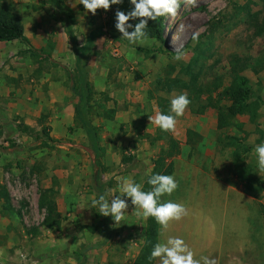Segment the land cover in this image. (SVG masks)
<instances>
[{
  "label": "rangeland",
  "instance_id": "1",
  "mask_svg": "<svg viewBox=\"0 0 264 264\" xmlns=\"http://www.w3.org/2000/svg\"><path fill=\"white\" fill-rule=\"evenodd\" d=\"M79 2L64 0L76 19L72 30L77 45L84 46L92 30L100 28L103 32L86 59L87 80L94 92L89 115L104 149L101 168L96 167L86 134L74 117L78 97L71 90L68 71L77 77L78 58L59 10L44 0H0V7H10L20 20L40 16L39 25L45 31L51 30L49 39L62 30L69 40L72 59L64 70L62 60L52 51V39L42 49L31 48L35 55L29 52L28 45L20 54L30 55L33 65L41 70L37 74L35 67L28 69L31 85L38 84L48 73L63 81L62 93L57 96L67 95L56 102L58 108L45 113L41 122V116L0 111V185L8 191L12 208L4 210L0 199V264H90L89 254L102 251L105 239L101 228L91 231L90 227L101 221L109 230V240L116 241L105 242L107 253L111 251L115 256L130 242L139 244L143 240L144 220L136 215L130 198L121 197L129 207L119 224L111 216L100 215L98 208L91 207V201L101 194L109 200L120 195L121 178H132L144 185L154 159L162 147H167L165 141V146L150 144L158 126L150 124L148 117L159 111L160 103H167L171 112V99L179 94H187L193 102L182 116L176 117L175 130L183 131L189 125L200 128L203 137L187 139L183 150L179 146L175 160L182 171L189 168L215 175L223 186L233 188L225 199V187L214 185V193L219 191L220 195L204 198L206 206L209 201L213 205L214 219L220 218L214 222L215 242L209 257L218 264H264V172L258 168L254 151L256 145L264 143V34L256 35L255 29L256 23L264 20V0H197L195 7L181 5L175 18L163 17L164 44L148 39L143 44H132L122 38L115 28V13L132 10L130 0L112 5L108 11L98 9L95 15ZM180 25H184L182 31ZM196 32L200 33L198 42L192 39ZM141 48H152L154 53L145 54ZM174 48H182L184 59L174 58ZM4 59L0 61V72L9 68L11 57L9 62ZM234 72L249 79L259 99L257 117L252 120L247 115L239 116L230 121V126L219 129L216 110L205 108L203 114L193 111L205 105L208 96L215 98L228 87ZM176 79L189 84L190 92L183 88L165 91V81ZM192 89L202 90L196 101ZM105 109L115 110L112 119L105 118ZM44 127L58 141L55 145L45 144ZM228 136L252 148L244 161L261 180L263 190L257 199L246 194L232 173L233 150ZM46 189L56 192L55 202L63 218L59 231L41 224L45 210L40 198ZM163 201H167L165 196ZM94 243H99V250L91 249Z\"/></svg>",
  "mask_w": 264,
  "mask_h": 264
},
{
  "label": "trees",
  "instance_id": "2",
  "mask_svg": "<svg viewBox=\"0 0 264 264\" xmlns=\"http://www.w3.org/2000/svg\"><path fill=\"white\" fill-rule=\"evenodd\" d=\"M46 4L52 5L57 8L62 15V21L66 34L71 40L72 49L76 55V70L77 77L73 76L68 71V78L71 82V90L73 94L78 97V103L74 110L75 120L79 123L81 128L86 134L88 140V147L95 157V165L101 168V157L104 154V149L100 145L98 138L97 129L92 125L90 120L89 111L91 109L90 102L93 99L94 92L90 87L87 80V70H86V59L91 54L92 49L95 44L97 37L103 35L100 28L92 30L87 36L86 43L84 46L79 47L76 42V38L73 34L72 27L76 24V19L73 11L66 6L64 0H44ZM139 20H131V24L135 25ZM91 25L94 24L93 19L90 22ZM256 35L264 34V20L261 23H256L255 25ZM132 31V29H130ZM148 33V40L164 44L163 33H164V22L163 17L158 18L156 21H149L148 27L146 28ZM19 41L24 45L30 46L29 40L24 34V26L20 18L11 12L10 7H0V42H13ZM145 54L154 53V49H140ZM162 50V48L160 49ZM29 52L33 55L31 51V46ZM164 52V51H163ZM66 70L64 67H62ZM67 71V70H66ZM165 91L170 92L174 88H183L186 90L191 89L189 84L181 82L179 79L176 80H166L165 81ZM219 87V84L216 85ZM198 90V91H197ZM192 89L191 92L194 93L193 98L196 100L197 94L202 92L201 89ZM192 101V98L189 97ZM259 99L255 95L253 88L250 84L249 79L240 74L239 72H234L232 76V81L228 87L223 89L217 97L208 96L207 103L205 105H199V109L192 111L196 114H203L205 108H212L217 112V126L219 129H224L231 125V120L247 115L250 119L255 120L257 117V110L259 108ZM222 102H227L228 104L222 105ZM159 111L163 114H171L169 105L167 103L159 104ZM114 109L104 111L105 118L112 119L114 116ZM46 116L41 115L39 121L44 120ZM44 135L46 137L45 144L51 143L55 145L58 141L50 137L47 132L46 127L43 129ZM171 131H163L159 127L157 128V134L154 138L150 140V144L155 142L165 141L167 143L166 148H162L156 159L153 161V168L150 175L147 177L144 185L142 186L143 191H150L152 186L148 184V179L154 174H165L171 175L173 172L172 159L179 154V143L171 136ZM186 137L188 140L193 138H198L199 135L188 129L186 131ZM228 145L231 147L232 151V163L231 170L236 179L241 183L244 191L248 196L253 199L259 198L262 193L263 187L261 185V180L257 179L255 174L251 171V167L245 163L244 156L252 151V148L247 145H242L241 140L234 137L228 136ZM51 148L53 146H50ZM56 192L53 189H46L43 191L40 200V206L45 210V216L42 220V226L48 230L59 231L63 218L58 211L57 204L55 202ZM0 199L3 201V209L11 211L10 196L8 191L3 185H0ZM261 215L264 216V206L261 207ZM159 224L154 218L149 217L146 219L145 228L143 231L142 245L139 254L136 256L132 264H154V260H149L150 253L153 246L158 242V232ZM101 228L104 231L105 239L103 244L107 242L110 238V233L108 228L101 221L97 225L90 227L91 231H95Z\"/></svg>",
  "mask_w": 264,
  "mask_h": 264
},
{
  "label": "crops",
  "instance_id": "3",
  "mask_svg": "<svg viewBox=\"0 0 264 264\" xmlns=\"http://www.w3.org/2000/svg\"><path fill=\"white\" fill-rule=\"evenodd\" d=\"M21 21L24 26V34L29 40L31 48L42 49L43 45L52 39L55 42V46L53 45L52 49L54 55L62 60L61 63L63 65L61 66L69 67L72 60L69 57L71 49L67 35L62 30L56 34V37L54 36L49 39L48 35H52L51 30L45 31L46 29H43V26L39 25L42 23L40 16L31 15L25 19H21ZM6 48H9V50H5ZM25 50L24 44L19 41L0 42V61L5 58L4 62H9L8 57H11L10 64L8 63L7 65L9 68L0 72V111L9 115H45L50 109L55 110V108H58L55 106L56 102L66 99L64 95L67 94H62V98L57 96V93H62L60 90L63 86V81H58V77L56 80L53 79L48 73L37 82L38 84L31 85L28 82V69L33 70V67H35L37 74H40L41 70L38 65H33L30 55L26 53L22 56L20 55ZM68 63L70 64L68 65ZM69 112H71V109H69ZM188 129L203 137L200 128L189 125L183 131H172L171 136L178 141L181 149L185 146L184 143L187 142L186 131ZM214 133H216L215 127ZM164 143V141L156 142V144L165 146ZM172 163L173 172L171 175L179 179V188L171 196L165 195V197L167 201L172 200L184 204L188 209V215L180 221L171 222L169 228L163 231V233L161 226H159L158 242H163L168 236L181 237L192 249L195 258L209 256L212 244L215 242L216 227L214 222L217 223L220 218L216 217V220L214 219V215L212 214L213 205L209 204V201L207 204L209 206H206L204 198L206 196H214L217 193L220 195L219 191L214 193V185L218 184L220 186L221 184L223 186L224 183H220L215 175H208L202 171L194 172L190 171L189 168L182 171L180 163L175 158L172 159ZM206 180L209 182L206 183ZM223 187H225V199H228L229 193L233 188L228 185H224ZM163 198L164 196L161 197L162 202ZM143 220L145 228L146 219L143 218ZM110 240L108 243H110ZM111 241L116 242L114 239ZM94 244L96 246H92L91 249L99 250V243ZM102 245V251L93 250L89 254L88 259L90 260V264H132L139 254L142 241L139 244L130 242L127 244L125 250L122 247L115 256L111 251L107 253L108 247L105 246L107 243ZM154 264H159V260L155 259Z\"/></svg>",
  "mask_w": 264,
  "mask_h": 264
},
{
  "label": "clouds",
  "instance_id": "4",
  "mask_svg": "<svg viewBox=\"0 0 264 264\" xmlns=\"http://www.w3.org/2000/svg\"><path fill=\"white\" fill-rule=\"evenodd\" d=\"M123 0H80L87 12L96 14L98 9L108 11L112 5L121 4ZM133 9L125 13L117 10L115 13V28L122 34V38L132 44H143L148 39L146 28L148 22L156 21L160 17L175 18L181 9L185 7H195L197 0H130ZM139 20L135 25L129 23L130 20ZM180 30L184 25L179 26ZM132 29V31H129ZM199 32L193 34L192 39L198 42ZM174 58L184 59L186 53L182 48H174ZM191 101L187 94H179L171 99V113L163 114L159 111L154 116H149L150 124H155L163 131H174L177 123L176 117L182 116ZM258 158V168L264 172V143L256 145L254 149ZM148 184L152 186L150 191H143L142 185L136 183L132 178H121L119 193L113 195L109 200L106 195L101 194L97 199L91 201L92 208H98V213L102 216H111L115 224H119L124 218L126 209L129 207L127 201L122 199L126 196L131 199V204L135 206L137 216L144 219L152 217L161 226L162 233L169 228L173 221H180L188 215V209L184 204L172 200L161 201V197L172 193L179 187L178 181L172 175L154 174L148 179ZM150 261L159 260V264H218L215 258L201 256L195 258V254L186 241L177 236H168L163 242H157L148 258Z\"/></svg>",
  "mask_w": 264,
  "mask_h": 264
}]
</instances>
